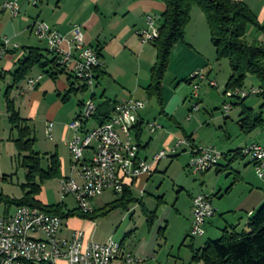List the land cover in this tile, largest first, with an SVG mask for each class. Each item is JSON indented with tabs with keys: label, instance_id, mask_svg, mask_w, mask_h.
Masks as SVG:
<instances>
[{
	"label": "rangeland",
	"instance_id": "rangeland-1",
	"mask_svg": "<svg viewBox=\"0 0 264 264\" xmlns=\"http://www.w3.org/2000/svg\"><path fill=\"white\" fill-rule=\"evenodd\" d=\"M248 38L252 41L255 37L250 35ZM48 57L53 58L52 55H48ZM208 69L216 81H213L214 79L208 80L207 75L203 72L205 79L198 80V101L192 97L194 85L187 86L182 83L181 93L186 94L187 102L183 111L179 112L178 125L167 120L165 118L167 116L161 114L156 100H150L146 104V113L150 121L144 126L142 142L151 138V143L147 149L141 151V156L147 157L148 161L151 162L157 154L163 151L169 154L175 150L178 142L174 149H171L172 145L166 144L167 137H169L168 133L175 136V142L185 140L184 134L189 136L193 134L198 146L193 147L192 144L189 147L181 146L177 148V154L170 153L167 158L163 159L142 191L137 187L133 188L132 195L137 200L136 202L127 206H120L109 214L102 215L112 203L122 196L106 192L93 201V207L97 212L95 219L90 221L79 217L66 218L63 220L61 230H65L71 220L81 222L83 224L82 229H85L84 225L93 223L88 234L91 240L100 244L109 239L123 243L125 250L141 259L144 264H199L192 260L194 250L201 249L209 241L219 240L226 226H229L230 229L236 228L238 232L247 230L245 227V222L248 221L247 211L240 208L241 202L246 200L250 194L249 199L254 200L259 192H264V181L258 178L250 158H239L230 163L229 168L227 165L230 158L223 159L220 163L223 169L219 173L217 172L219 167L215 166L214 170L210 172L195 175L188 165L195 149L214 148L224 155L229 150L250 147L251 145L246 147L248 140L259 142L264 146V129H258L245 135L238 123L243 110V106L240 105L242 101H244L246 108L251 109L252 106L254 107L262 100L256 95H251L242 100L225 97L229 91H225L222 82L228 81L231 76L229 61H211ZM35 71L40 72L39 69H35ZM8 81H10L9 84H12L11 80ZM190 81L192 82L191 78ZM79 83L83 85L82 82L79 81ZM164 83L168 84V80H165ZM212 83H215L216 86H212ZM251 88L258 89L259 82L254 77L249 76L245 82V87L242 89L249 90ZM96 92L97 97L94 102L97 103L100 99L98 91ZM86 94L90 98L92 91L88 90ZM79 97L86 98L83 94H79ZM78 100L81 99H76L75 95L72 94L67 108L73 110ZM51 103L52 99L41 101L38 109V120L28 122L32 132L31 138L35 139L33 151L40 155L42 167L45 170L48 169V152L53 141L57 138L56 124L53 139H49L45 133L46 124L50 122L44 120V115H46ZM196 104H198L199 111L192 112L193 106ZM225 105H231L229 112L224 110ZM70 114L69 112L63 113L64 117L67 118ZM189 114L192 115L190 120L187 119ZM23 116L27 118L28 109L24 111ZM256 116H261L264 120V107L261 106L255 110L254 117ZM1 119L3 124H0V195L11 199H21L25 193L23 186L27 183V170L24 168L23 161L30 153L21 154L17 150L15 145V140L18 139L17 130L13 128L7 118ZM73 119L74 115H72L71 120ZM149 124L156 126V128L157 126L162 127L159 130L155 128L154 132L156 133L150 134ZM96 126L95 119L89 121L87 125L89 129ZM37 182H40V178L37 179ZM230 188L231 190L228 192ZM199 194L212 197L213 204L220 213L218 212L214 223H207L204 226L205 235L194 239L191 236L193 224L191 198ZM40 198L47 205L63 203L68 211L78 210L74 196H67L64 199L61 197L60 180L57 178L44 181ZM5 209L7 208L4 205H0V215ZM14 209L15 207H10L9 210L12 212ZM144 210L149 213H157L152 226H149ZM222 218L224 219L221 221Z\"/></svg>",
	"mask_w": 264,
	"mask_h": 264
},
{
	"label": "crops",
	"instance_id": "crops-1",
	"mask_svg": "<svg viewBox=\"0 0 264 264\" xmlns=\"http://www.w3.org/2000/svg\"><path fill=\"white\" fill-rule=\"evenodd\" d=\"M5 1L8 0H0V50L5 48V40L9 44L5 48V55L0 60V124H3L1 118L4 120L7 118L10 123L9 102L20 117L27 120L26 125L28 126L29 121L38 120L40 102L52 99L51 106L48 107L46 115H44V120L50 122L46 124L45 133L49 139H53L57 125V138L53 141L48 152V168L50 167V159L57 156L60 164V177L57 179L61 182L62 179L74 175L72 173V158L70 152H67V144L74 136L70 125L72 121H75L86 100H95L96 91H98L100 100L95 103L101 108L97 113V115L99 114L98 117L93 118L96 120L97 126L100 125L102 115L111 114L117 104H125L129 101H141L147 104L150 101L145 90L150 84L151 69L156 61V50L153 43H143L137 36V32L147 27V17L149 16L157 18V25L160 28L165 6L162 0H41L36 7H32L26 0H20L19 15L14 17L3 9ZM235 1L244 2L264 28V0ZM37 21L47 23L67 38H70L73 28L79 26L85 34L87 45L100 51L101 67L96 72V91L91 94L90 98L86 94L88 90L82 89L83 85L76 81L70 72H62L52 65L45 70L38 67L34 68L25 80L15 83L13 74L19 68V64L28 58L30 49H38L45 58L52 60L48 57L51 54L47 50L46 43L39 40L33 33L32 26ZM250 35L255 37L254 40L264 43V31L250 28L248 37ZM215 60H217L216 51L211 44L205 16L199 8H193L191 22L185 32V39L172 49L169 67L164 79V81L168 80V84L164 83L163 85V105L167 120L178 125L179 112L183 111L187 102L186 94L181 93V86L182 83L187 86L194 85L190 81V77L195 71H203L208 80L214 79L213 81H216L215 78H212L211 72L208 71L209 64ZM35 69H39L40 72H36ZM8 80H11L12 84H9L10 81ZM30 80H38L34 89L29 85ZM227 82L223 81L222 84L226 87ZM72 94L75 95L76 99H81L78 100L73 110L67 108ZM79 94H83L86 98L79 97ZM262 105L263 101H260L254 107L252 106L251 110L255 112ZM146 107L139 113L140 122L143 123L142 138L139 143L135 141L136 128L133 134L134 142L140 145L139 155L141 158H143L141 151L147 149L151 143V138L142 142L144 126L150 121ZM26 109H28V116L24 118L23 113ZM65 112L71 113L68 118L64 117L63 113ZM72 115H74L73 120H71ZM190 115L187 118L189 120L192 117ZM161 117L164 118V116ZM240 120L241 118L238 122L239 126ZM50 124H53V128L49 136L47 129ZM87 129L89 128L87 127ZM155 133L150 132V134ZM184 135L186 139L187 137L191 138L193 147L198 146L193 134ZM168 136L166 144L172 145L171 149H174L176 143L181 140L175 142V136L170 133ZM253 144L261 145L259 142L248 140L246 147ZM242 149L236 148L228 152ZM86 157L90 158L91 153L88 152ZM143 159L148 160L147 157ZM228 162L227 166H229L230 160ZM217 167H219L218 171L221 172L222 166L219 164ZM155 170L157 171V167ZM150 178L140 177L129 185V188L132 191L134 187H137L142 191ZM40 196L38 200L43 205H47ZM249 197L241 202L242 206L240 205L242 210L247 211V216L256 212L264 204V192H259L254 200L249 199ZM9 209H5L2 215L13 214L16 207L12 212ZM216 218L217 216L208 220L206 224L214 223ZM246 224L247 220L245 227ZM92 226L93 223H90L84 225L85 229H82L83 224L81 222L71 220L66 229L61 230L60 235L69 239L74 231L83 230L87 233L88 240H91L88 234ZM122 247L124 248L123 245ZM116 264H121V262Z\"/></svg>",
	"mask_w": 264,
	"mask_h": 264
},
{
	"label": "built area",
	"instance_id": "built-area-1",
	"mask_svg": "<svg viewBox=\"0 0 264 264\" xmlns=\"http://www.w3.org/2000/svg\"><path fill=\"white\" fill-rule=\"evenodd\" d=\"M20 0H8L3 9L17 17ZM36 7L41 0H26ZM157 18L147 17V27L137 32L143 43H153L159 38ZM35 36L44 41L50 54L59 59V64L70 72L78 81L91 90L96 84V72L101 61L96 50L87 45L85 34L79 26H75L70 38L54 30L45 22L37 21L32 26ZM9 42L5 40V48ZM0 50V60L6 49ZM194 83L193 99L199 100V82L204 80L203 71H195L191 75ZM38 80H30L32 89ZM216 86L215 83L211 84ZM261 89H237L225 94L226 98L246 99L251 95H260ZM146 104L141 101H129L117 104L110 118L101 125L87 129V124L97 113L98 106L90 99L83 103L78 116L70 125L74 136L68 142L73 176L60 182V194L64 199L74 196L78 209L82 214L94 212L93 201L106 192L123 195L129 185L140 177H151L157 165L170 153L175 154L177 148L190 146L187 140L178 141L175 150L167 154L165 151L154 156L151 162L139 155V147L134 142V129L138 126L139 113ZM229 112L231 105H225ZM199 111L198 104L192 112ZM53 124L47 129L50 136ZM156 126L149 124L154 132ZM156 129H161L157 126ZM91 153L87 158L86 154ZM244 158L248 157L253 164L258 178L264 181V147L251 145L242 150ZM224 155L214 148H199L191 154L189 168L193 174H203L214 170V163L222 162ZM76 176V177H75ZM213 198L199 194L192 197L193 224L191 236L198 238L205 235L204 226L210 219L218 215ZM63 220L57 215L48 214L35 207H17L11 215L0 216V264H99V257H106V264H144L125 248H115V241L109 239L105 243L88 240L83 230L74 231L69 239L61 237ZM109 250H116V257H109Z\"/></svg>",
	"mask_w": 264,
	"mask_h": 264
},
{
	"label": "trees",
	"instance_id": "trees-1",
	"mask_svg": "<svg viewBox=\"0 0 264 264\" xmlns=\"http://www.w3.org/2000/svg\"><path fill=\"white\" fill-rule=\"evenodd\" d=\"M162 2L165 12L162 15L160 35L153 42L156 50V62L151 69L150 84L145 90L148 100L157 101L161 114L165 115L163 85L170 63L171 51L177 44L184 41L187 26L191 22V13L195 7L199 8L205 16L217 60H227L230 63L231 76L225 91L244 88L246 80L252 76L259 82L262 92L258 96L263 101L262 107H264V43L257 40L251 41L248 38L250 28H255L258 31H264V28L259 24L251 9L244 2L235 0H162ZM96 51L100 55V51ZM52 56V60H49L42 55L40 50L30 49L28 58L19 64V68L13 74L15 83L25 80L30 72L37 67L45 70L52 65L55 69L58 68L65 72L59 64L58 57ZM74 79L77 80L75 77ZM82 89L87 90L84 85ZM240 105L243 106L240 120L241 131L247 135L258 129H264L262 117H254V112L244 106V101ZM9 107L10 123L18 132V139L15 140L16 148L21 154L30 153V155L23 161L24 168L27 170V183L23 186L25 192L23 197L11 199L0 195V205H4L7 209L22 206L35 207L48 214L57 215L62 220L71 217L90 221L95 219L97 214L95 210L92 214H82L79 209L68 211L63 203L43 205L38 200L44 181L60 177L59 159L57 156H53L50 159V167L46 170L43 169L40 155L33 151L35 139L31 138L32 132L26 125L27 120L20 117L10 102ZM100 108L98 107V112ZM98 115L96 114L94 117L97 118ZM110 115H102L100 125L104 124ZM142 132L143 123L140 122L136 127V143L140 142ZM185 140L191 144V138L187 137ZM137 145L140 148V145ZM241 154L242 150L231 151L224 154V159L230 158V163H232L239 158L242 159ZM217 172L219 173V171ZM38 178H40V182H37ZM230 190L231 188L228 192ZM136 201L128 187L121 198L112 203L102 215H107L120 206H127ZM144 214L148 218L149 226H152L157 213H149L144 210ZM246 229L238 232L236 228L226 227L219 240L209 241L201 249L194 250L193 262L199 264H264V204L248 216ZM122 245L121 243V248H123Z\"/></svg>",
	"mask_w": 264,
	"mask_h": 264
},
{
	"label": "bare ground",
	"instance_id": "bare-ground-1",
	"mask_svg": "<svg viewBox=\"0 0 264 264\" xmlns=\"http://www.w3.org/2000/svg\"><path fill=\"white\" fill-rule=\"evenodd\" d=\"M220 163L221 162L214 163V167L218 166ZM72 165H75V158H72ZM22 207H29V206H22ZM115 248H121V243L115 241ZM109 257H116V250H109ZM99 264H106V257H99Z\"/></svg>",
	"mask_w": 264,
	"mask_h": 264
}]
</instances>
